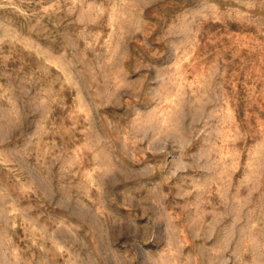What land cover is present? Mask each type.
<instances>
[{
    "label": "rangeland",
    "instance_id": "1",
    "mask_svg": "<svg viewBox=\"0 0 264 264\" xmlns=\"http://www.w3.org/2000/svg\"><path fill=\"white\" fill-rule=\"evenodd\" d=\"M0 264H264V0H0Z\"/></svg>",
    "mask_w": 264,
    "mask_h": 264
}]
</instances>
